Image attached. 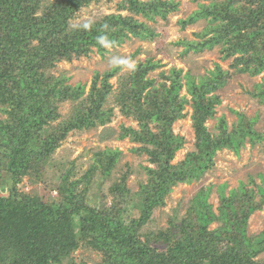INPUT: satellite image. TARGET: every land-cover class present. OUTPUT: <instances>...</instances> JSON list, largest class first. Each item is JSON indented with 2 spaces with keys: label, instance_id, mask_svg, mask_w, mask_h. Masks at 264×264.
Masks as SVG:
<instances>
[{
  "label": "trees",
  "instance_id": "trees-1",
  "mask_svg": "<svg viewBox=\"0 0 264 264\" xmlns=\"http://www.w3.org/2000/svg\"><path fill=\"white\" fill-rule=\"evenodd\" d=\"M45 1L0 0V110L5 114L0 118V264H87L72 256L80 248L99 254L95 264H264L256 259L264 251V229L253 237L247 235L249 216L264 206L262 178L256 191L241 182L224 195V185L220 186L218 214L209 211L200 196L190 218L182 223L166 231L140 232L174 186L191 182L212 166L217 150L227 148L237 154L245 138L253 142L260 136L253 129L254 119L242 112H235L237 120L230 130L224 116L215 132L205 125L220 102L213 91L229 76L219 64L209 76H198V81L173 67L169 74L161 73L163 80L155 85L146 73L160 63L147 58L133 66L130 76L122 77L114 100L138 128L123 126L119 138L136 143L133 151L146 155L154 165L145 167L148 178L138 190L127 186L126 171L113 180L107 194L92 201V183L97 174L103 180L111 176L118 149L93 152V162L81 174L72 163L63 171L51 161L71 131L110 122L113 108L106 104L112 90L109 78L116 68L95 73L88 90L48 74L49 69L61 60L88 56L95 47L102 51L103 41L114 46L128 33L151 36L152 31L133 14L148 20L164 18L177 3L122 0L119 7L133 14L110 13L71 27L69 21L77 11L99 0H54L42 7ZM199 2L198 9L180 23L205 19L206 32L199 41H183L185 50L218 45L223 59L234 56L235 73L259 74L264 69V0ZM85 24L90 26L84 28ZM182 88L186 93H181ZM255 89L249 93L264 102V83ZM64 101L73 103L72 110L56 121ZM187 102L195 150L174 163L184 137L174 133L173 124L186 117ZM53 168L57 175L50 178L47 171ZM25 177L40 181L42 190L25 191ZM214 220L220 224L208 228Z\"/></svg>",
  "mask_w": 264,
  "mask_h": 264
},
{
  "label": "rangeland",
  "instance_id": "rangeland-1",
  "mask_svg": "<svg viewBox=\"0 0 264 264\" xmlns=\"http://www.w3.org/2000/svg\"><path fill=\"white\" fill-rule=\"evenodd\" d=\"M47 1L54 0L41 2L42 7L47 4ZM121 1L99 0L89 3L75 13V16L69 21L70 26L74 27L82 23L96 21L110 13L133 14L119 7ZM172 1L177 3V7L164 18L156 16L155 20H148L140 14H133V17L143 21L152 31L151 36L140 38L128 33L119 44L114 46L103 41L102 51L95 47L88 56L74 58L71 61L61 60L48 71V74L53 73L65 77L66 82L71 85L83 84L88 90L95 73L103 75L104 72L116 68L113 76L109 78L112 90L106 104V106L113 108L110 122L89 129L71 131L51 158L52 163L59 166L63 171L72 163L74 171L81 174L93 162V152L105 148L120 151L111 176L103 180L100 179L99 174L96 175L90 191L92 201H98L102 193L107 194L113 180H118L126 171L129 173L127 186L131 191L138 190L139 185L146 182L148 178L145 167H154L153 164L149 163L146 155L133 151V148L137 146L136 143L131 142L128 138H119L123 126L138 128L134 119L120 112L119 106L114 100L122 77L130 76L133 66L137 62L150 58L160 63L159 67L146 73L147 78L154 79L155 85L163 80L161 73L169 74L173 67L182 69L181 75L189 72L195 76L197 81L198 76H209L210 71L214 70L217 64L227 74L229 73L225 84L213 91L219 95L220 102L215 107V115L207 119L205 125L208 130L215 132L218 119L220 116H224L228 130H230L232 124L237 120L235 112H242L246 117L254 119L253 129L260 135L259 138L253 142L245 138L237 154L227 148L217 150L211 160L212 166L207 168L202 175L192 179L189 183H179L174 186L165 196L164 206L156 207L150 219L141 227L140 232L146 234L166 231L174 225L182 223L185 218H190L192 208L196 205L195 201H199L200 196H203V202L202 200L200 202L207 205L209 211L218 214L220 211L219 187L222 185H224V195H228L230 190L238 187L241 182L256 191L261 178L264 179V102H260L259 98L249 93V91L256 90L257 84L260 86L264 83V69L256 75H250L247 72L235 73V68L232 66L234 56L223 59L218 45L211 49L205 48L199 51L185 50L183 41H199L200 35L206 30L207 23L205 19H198L182 26L180 21L188 18L196 11L199 1L202 0ZM40 12L41 10L38 11V14ZM120 60L127 61V63H118L117 61ZM225 71H223V75L226 74ZM184 82L185 79L183 78L182 83ZM181 93H186L185 88H182ZM187 98L190 100V95H187ZM72 106L73 103L70 101L60 103V117L56 121L68 117ZM184 111H186V117L175 121L173 124L174 133L184 137L183 146L176 152L173 159L174 163L182 160L186 153L195 150L194 129L190 117L192 109L189 102L185 104ZM4 115L0 110V118H3ZM56 175L57 170L54 168L47 171V176L50 178ZM22 188L25 191L35 193L40 192L43 186L40 181L30 182L28 177H25ZM53 190L49 191L55 194ZM92 191L97 194L94 196ZM255 198H258L257 192ZM218 224L220 222L214 220L208 228H214ZM263 229L264 206L260 210L253 211L249 216L247 235L253 237L252 235H257ZM72 256L75 261L82 259L87 264H95L100 260L99 254L82 248L73 252ZM256 259L264 262V251ZM65 264L70 263L65 262Z\"/></svg>",
  "mask_w": 264,
  "mask_h": 264
},
{
  "label": "clouds",
  "instance_id": "clouds-1",
  "mask_svg": "<svg viewBox=\"0 0 264 264\" xmlns=\"http://www.w3.org/2000/svg\"><path fill=\"white\" fill-rule=\"evenodd\" d=\"M89 26H90L89 24H85V25H83L84 28H88ZM104 27L106 28L107 25H104ZM117 62H118V63H127V61H122V60L117 61Z\"/></svg>",
  "mask_w": 264,
  "mask_h": 264
}]
</instances>
